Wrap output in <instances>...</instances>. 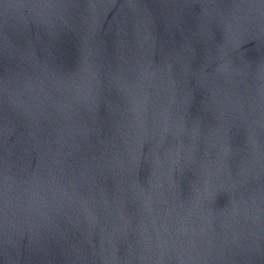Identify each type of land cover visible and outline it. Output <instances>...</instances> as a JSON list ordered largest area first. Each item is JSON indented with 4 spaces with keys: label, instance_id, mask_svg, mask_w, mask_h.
Here are the masks:
<instances>
[{
    "label": "water",
    "instance_id": "1",
    "mask_svg": "<svg viewBox=\"0 0 264 264\" xmlns=\"http://www.w3.org/2000/svg\"><path fill=\"white\" fill-rule=\"evenodd\" d=\"M0 264H264V0H0Z\"/></svg>",
    "mask_w": 264,
    "mask_h": 264
}]
</instances>
